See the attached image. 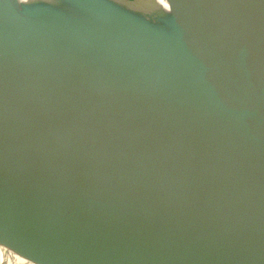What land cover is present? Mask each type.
<instances>
[{
  "label": "water",
  "instance_id": "obj_1",
  "mask_svg": "<svg viewBox=\"0 0 264 264\" xmlns=\"http://www.w3.org/2000/svg\"><path fill=\"white\" fill-rule=\"evenodd\" d=\"M0 246L264 264V0H0Z\"/></svg>",
  "mask_w": 264,
  "mask_h": 264
},
{
  "label": "crops",
  "instance_id": "obj_2",
  "mask_svg": "<svg viewBox=\"0 0 264 264\" xmlns=\"http://www.w3.org/2000/svg\"><path fill=\"white\" fill-rule=\"evenodd\" d=\"M0 264H32L15 253L0 246Z\"/></svg>",
  "mask_w": 264,
  "mask_h": 264
}]
</instances>
